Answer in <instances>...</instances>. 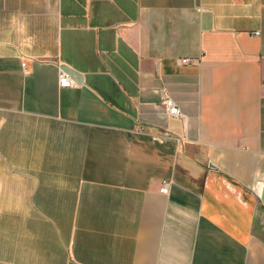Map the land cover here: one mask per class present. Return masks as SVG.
<instances>
[{"label":"crops","instance_id":"1","mask_svg":"<svg viewBox=\"0 0 264 264\" xmlns=\"http://www.w3.org/2000/svg\"><path fill=\"white\" fill-rule=\"evenodd\" d=\"M263 190L264 0H0V264H264Z\"/></svg>","mask_w":264,"mask_h":264},{"label":"built area","instance_id":"2","mask_svg":"<svg viewBox=\"0 0 264 264\" xmlns=\"http://www.w3.org/2000/svg\"><path fill=\"white\" fill-rule=\"evenodd\" d=\"M256 33H258V31H256ZM181 60L183 62L191 61V59H189V58H183ZM22 65L25 68L26 63L23 62ZM58 80H59V85L63 86V87H70V86L74 85V81H73L72 77L64 70H60L59 75H58ZM165 106H166V111L168 114L177 115V116L181 114V110H180L179 106L175 103V101L173 99L167 98L165 100ZM168 189H169L168 183L164 182L163 186L161 187V191L164 193H167Z\"/></svg>","mask_w":264,"mask_h":264},{"label":"water","instance_id":"3","mask_svg":"<svg viewBox=\"0 0 264 264\" xmlns=\"http://www.w3.org/2000/svg\"><path fill=\"white\" fill-rule=\"evenodd\" d=\"M65 70H67L71 75L76 76V77H80L81 74L78 71H75L74 69H70L69 67H65ZM262 200L264 202V190L262 193Z\"/></svg>","mask_w":264,"mask_h":264}]
</instances>
